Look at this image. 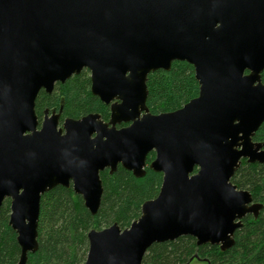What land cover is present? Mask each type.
<instances>
[{"label": "water", "instance_id": "obj_1", "mask_svg": "<svg viewBox=\"0 0 264 264\" xmlns=\"http://www.w3.org/2000/svg\"><path fill=\"white\" fill-rule=\"evenodd\" d=\"M174 62L194 67L199 96L153 115L148 77ZM83 70L109 122L46 112L40 123L39 93ZM263 71L264 0H0V211L9 199L18 264L38 250L44 194L72 186L96 215L101 173L121 166L142 178L151 153L158 197L129 228L92 230L85 264H143L153 245L184 236L230 250L243 220L262 210L231 180L243 159L264 164L253 141Z\"/></svg>", "mask_w": 264, "mask_h": 264}, {"label": "trees", "instance_id": "obj_2", "mask_svg": "<svg viewBox=\"0 0 264 264\" xmlns=\"http://www.w3.org/2000/svg\"><path fill=\"white\" fill-rule=\"evenodd\" d=\"M264 83V71L261 73ZM88 70L58 83L51 94L41 91L36 99V115L42 122L45 113H57L65 119L80 120L99 114L105 122L111 117L105 105L91 91ZM147 108L153 115L175 112L199 96L200 85L194 67L187 62H174L170 71L158 70L147 80ZM122 124L120 127H125ZM264 146V123L253 137ZM155 153L149 154L145 175L137 178L118 167L115 173H101L103 196L96 215L86 208L72 186H58L44 194L40 203L38 250L28 255L27 264H85L89 252L88 234L117 224L129 228L142 215L145 202L158 197L163 174L150 168ZM231 182L239 190L251 193L255 204L262 207L258 216L248 215L234 235V246L223 251L219 246H198L195 238L180 237L175 241L153 245L143 264H190L197 258L204 264H264V164L242 160ZM11 201L5 200L0 211V264H18L21 248L17 234L10 226ZM195 260V259H194Z\"/></svg>", "mask_w": 264, "mask_h": 264}, {"label": "rangeland", "instance_id": "obj_3", "mask_svg": "<svg viewBox=\"0 0 264 264\" xmlns=\"http://www.w3.org/2000/svg\"><path fill=\"white\" fill-rule=\"evenodd\" d=\"M190 264H204V263L202 261L195 259Z\"/></svg>", "mask_w": 264, "mask_h": 264}]
</instances>
